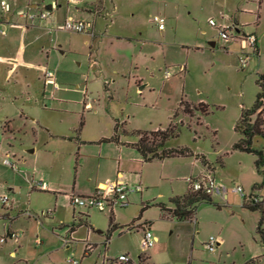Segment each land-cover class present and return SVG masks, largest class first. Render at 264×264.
Listing matches in <instances>:
<instances>
[{"label":"rangeland","instance_id":"rangeland-1","mask_svg":"<svg viewBox=\"0 0 264 264\" xmlns=\"http://www.w3.org/2000/svg\"><path fill=\"white\" fill-rule=\"evenodd\" d=\"M21 2L18 9L27 11L32 2L42 8L52 0L15 1ZM139 13L134 25L133 20L120 21L109 33L128 32L123 38L57 30L64 21L28 37L26 30L0 25V198L8 196L13 203L6 210L0 199V215L19 217L14 225L23 237L15 257L6 252L10 242L0 245L8 263L74 264L72 256L76 264H103L127 254L135 264L141 256L142 264H264V243L256 231L261 212L245 207L232 190L238 184L247 194L257 191L264 197V164L257 168V155L234 149L242 138L235 126L242 109L254 106L258 72L264 73V0H174L167 11L152 3L140 5ZM55 14L62 18L64 10ZM155 16L165 18L163 31L152 21ZM212 18L246 22L239 23L243 32L257 34L260 53L251 52L246 68L238 43L227 53L225 48L234 43L214 38ZM211 41L218 43L213 47ZM48 70L61 89L52 97V85L44 98ZM182 101L190 103L192 114L184 112ZM87 103L93 108H86ZM259 118L264 120V112ZM171 124L178 133L165 148H185L191 155L143 162L137 150L109 142L116 134L124 142H137V131L152 139L150 132ZM82 140L86 145L80 153ZM253 147L264 155V138L256 136ZM9 151L20 161L27 182L43 181L52 190H71L77 184V191H88L98 175L116 173L119 164L130 187L143 190L131 192L130 204L115 212L112 232L110 213L88 210L93 227L84 225L68 248L56 235L62 232L57 223L70 218L67 200L59 196L56 204L54 193L29 185L11 192L6 186L12 185L14 171L3 163ZM208 169L229 188L228 200L213 197L212 203L197 204L196 222L162 211L161 205L174 209L171 198L188 192L187 178ZM8 216L0 218V238ZM35 218L43 224L37 225ZM146 221L158 241L145 251L144 230L128 227ZM212 237L222 240L215 251L206 247ZM87 241L93 247L90 254Z\"/></svg>","mask_w":264,"mask_h":264},{"label":"built area","instance_id":"built-area-1","mask_svg":"<svg viewBox=\"0 0 264 264\" xmlns=\"http://www.w3.org/2000/svg\"><path fill=\"white\" fill-rule=\"evenodd\" d=\"M51 6L52 9L50 10L47 9L46 6H42V8L40 6L36 8V10L29 8L26 11L18 9L15 0L12 2L8 0H0V15L2 16V20L6 23H10L13 17H17L18 19H23L25 21V26H27L29 22L35 23L36 21L43 22L47 20L52 15V11L57 8V3L53 1ZM224 18L225 15H223V19ZM152 21L158 24V28L161 31L165 29L166 20L164 17L155 16ZM209 24L216 28L218 37L221 41L238 43L240 45V62L242 67L246 68L251 52L257 54L259 43L257 34L245 33L240 26L235 24L218 23L213 18L209 20ZM57 30L72 33H85L91 35L92 37L95 36L94 23L92 21L68 19L63 24L59 25ZM1 34L6 35V31H1ZM180 70H183L182 66ZM165 76L167 79H169L171 77V72L167 71ZM44 77L45 84H53L54 88H58L53 71L48 70ZM3 163L11 167L13 171H19L17 164L11 159L9 155L6 156ZM187 181L190 185V189L193 192H202L211 197H220L223 200H227L229 188L224 183L218 182L212 172H208L197 177H189L187 178ZM30 186L32 189H48L47 183L43 181L36 183L31 182ZM142 190V186L130 187V185L127 183L115 181L100 186L93 194L90 195H79L72 193L69 196V199L74 209H95L101 213H110L111 215H114L118 209L126 208L130 204L128 195L131 192H142ZM232 190L234 193L240 195L249 205L254 206L256 204H264V197L259 196L257 191L247 194L242 186L238 184L235 185ZM0 199L3 203L4 209L8 210L12 207V202L8 196H2ZM48 215L49 213L43 214V216ZM134 229L144 230V240L141 243L143 250L146 251L155 246L158 238L153 235L150 229V224H147L146 222L135 224L129 230L132 231ZM67 230L68 232L71 231L70 228H67ZM20 235V232H9L0 238V243L4 244L8 240H12L15 244H18L20 241ZM62 241L65 247H70L72 240L70 239V236L66 234L62 236ZM220 242V239L212 237L206 243V247L211 251H215L218 245H220ZM92 249V245L86 243V251L91 252ZM129 261H131V257L127 254H122L117 259H114L113 264H127ZM69 262L74 264L77 263L75 258L72 256L69 257ZM250 264H255V262L253 261Z\"/></svg>","mask_w":264,"mask_h":264},{"label":"crops","instance_id":"crops-1","mask_svg":"<svg viewBox=\"0 0 264 264\" xmlns=\"http://www.w3.org/2000/svg\"><path fill=\"white\" fill-rule=\"evenodd\" d=\"M42 2L45 3L46 0H42ZM52 2H53V0H52ZM54 2L57 3V8L55 10H53L52 15L47 20H45L43 22H41V21L40 22L36 21L35 23L29 22V24L27 26H25V24H24L25 21L23 19H18L17 17H13L12 21L10 23H6L2 20V16L0 15V25L11 26L14 31L17 30L16 32H19L18 30H21V31L26 30L25 33L28 37V35H32V34L37 35L39 33L40 34L43 33L44 31L47 32L46 30H51V28L54 27L56 24H58L60 21L65 22L68 19L85 20V21H92L94 23V34H95V36L92 37L91 35L87 34V35L91 36L92 38L104 36V35L111 36L113 38L114 37H118V38L122 37L123 38V37H129L128 32H125V33L123 32V34H118V33L109 34V33H114V31H113L114 27L117 26L120 21L133 20V25H134L136 23V21H135L136 18L140 14L139 13L140 5H142V4L150 5L152 3L159 4V5H163L164 11H167L168 5L170 3H174V0H64V2H61L60 0H54ZM22 4H23V2H21V4H19V5H17V8H18V6L21 7ZM30 4L31 5H29V8L32 10H36V8L40 7L39 2H37V3L32 2ZM48 5H51V3L46 2L44 4V6H48ZM62 9L64 10V14H63L64 16L62 18L57 17L55 13L58 12L59 10H62ZM61 19H63V20H61ZM226 19L228 21H230V19H228L227 17H226ZM259 19H260V16H259ZM228 21L225 23L226 24H235L237 26H240L239 23H241V25H246V22L243 23V22L239 21L236 23H234V22L229 23ZM215 33H216V35L214 38H217L218 41L221 42V40L218 37L217 31H215ZM116 35H119V36H116ZM9 43H11V42H9ZM217 43L218 42H216V41L210 42V44L213 47H215L217 45ZM235 47H237V45L234 43V44L229 45L227 48H225V50H227V53H228L230 51V49H233ZM259 53H260V50H259ZM237 55H238V53H237ZM258 73L262 74L260 72H258ZM44 76H45V73L43 75L44 89L42 92V97L45 98L47 96V91H48L47 88L51 87L53 84H45V77ZM56 82H57V77H56ZM53 87H54V85H53ZM143 87L144 86H141V89H143ZM53 89H54V91L51 94L52 97H54L55 92H58L59 89H61V88H57V89L53 88ZM86 108H88V109L93 108V104L87 103ZM81 137H82V132L79 135V138H81ZM119 141L122 144L135 143V142H124L121 138H119ZM85 143L86 142L83 140L79 142V152L80 153H82L84 146L86 145ZM123 146L124 145L119 146V153L121 152ZM29 152L34 153L35 149L29 150ZM7 155L10 156V151L7 152L6 156ZM80 156L82 157V154ZM15 157H16V155L13 154V158H15ZM13 158H11V159L17 164L19 171L13 172V177L11 179L12 185H9V186L7 185L6 187L9 188V190H11V192L14 193L15 187H21L22 185L23 186L29 185V187L31 188V186H30L31 183L27 182L28 178H26V176H23L24 175L22 172L23 168L20 165V161L15 160ZM118 161H120V160H118ZM120 168H121V165L119 164V167L117 168L116 173L110 172V173L106 174V176H104V178H101L100 175H98L96 182L94 183V186L91 187V189H89V190L87 189L88 191H81V190L77 191V184H74V186L71 190H52L50 188V186H48L47 190H42L44 192L54 193L56 204L58 203L59 196H64V199L67 200V202H68L66 205L70 209V218L69 217L65 218L66 221L61 219L60 222L57 223L58 226L60 227V230L62 231L60 233H57L56 234L57 236L60 235V238H62L63 235L68 234L70 236V239L73 241L74 239H77L75 235L79 232V230L81 228H83L84 225L88 226V228L93 227L92 226L93 224L90 220L91 219L90 211L85 210V211L79 212L76 209H74L70 203L69 196L72 193H77V192L82 193V195L93 194L97 190V188H99L100 186L105 185L107 183H110V182L121 181V182L128 184L130 181V177L125 172H123ZM207 172H212V171L208 169L206 171V173ZM32 190H34V189H32ZM228 198H229V192L227 194V200H228ZM12 205H13V203H12ZM54 212H56V210L51 212V213L54 214ZM7 215H9L7 217V219L10 223L7 225L6 229L4 230V233H5L4 235H6L9 232H20L21 228L15 227V225H14L16 223V220L19 217L10 216V214L7 213V214L0 215V218H5ZM40 221L41 220L35 218V222L37 223V225L40 224ZM74 221L76 223H78L80 225V227L75 225L73 228V232H71V231L68 232L67 228H65V227H67V226L70 227L71 226L70 223L73 224ZM41 223L43 224V221H41ZM22 238L23 237L21 234L20 235V241L18 244H15L12 240H8L4 244L0 243V245H1V247H3L4 245H6L10 242V244L7 246L6 252H8V255L10 257H15L16 256V247L21 246L20 243L22 241ZM87 243H88V241H87ZM88 244H90V243H88ZM220 244H221V242H220ZM3 258H4V255L0 254V264H10L6 261V259H3Z\"/></svg>","mask_w":264,"mask_h":264},{"label":"trees","instance_id":"trees-1","mask_svg":"<svg viewBox=\"0 0 264 264\" xmlns=\"http://www.w3.org/2000/svg\"><path fill=\"white\" fill-rule=\"evenodd\" d=\"M259 19V17H258ZM257 54H259V49L257 50ZM257 84L260 88V92L257 94V98L254 106L251 109H242L241 117L238 123L235 126V131L239 132L242 135V138L239 142L234 145L235 150H240L242 152H246L249 154H255L258 156V160L256 161V167L260 168L264 164V155L261 151L256 150L253 147V140L256 136H262L264 138V120L259 117L264 112V73L259 74L257 78ZM187 101H182L181 106L184 108L185 113L192 114L188 111ZM204 106V105H203ZM262 109V110H261ZM204 114L208 113V109L203 111ZM257 117L255 121H252L253 117ZM117 129V128H116ZM147 132L137 131L135 134L138 137V141L135 143H126L128 147H131L139 152L141 157L143 158V162H151L152 160H165L168 158L176 157V156H188L191 155L190 151L185 148L179 149H167L165 148L166 142L175 136H177L178 128L176 125L171 124L170 127L166 130L159 129L157 131L150 132L149 134L153 137L149 139L146 136ZM117 141L120 145L122 144L119 141V137L117 134L112 137L109 142ZM171 202L175 205L174 209H168L166 206L161 205V209L164 213L168 215H172L179 221H191L196 222V213H197V204L202 202H214L213 197L208 196L202 192H193L191 189L182 196H175L171 198ZM244 206L252 211H260L261 218L259 220L257 226V234L260 236L262 242L264 243V204H256L254 206L249 205L247 202L244 203ZM76 220V219H75ZM140 220V216L137 218ZM150 224L149 222H146ZM137 223H134L128 227L130 229ZM76 225L74 221L73 224L69 227L71 232H73V228ZM116 228L114 215L110 217V232H112ZM110 239H108L109 241ZM90 254V252H87ZM139 263H143V257L141 256L139 259ZM103 264H113V261L107 260L104 261ZM127 264H135L131 259Z\"/></svg>","mask_w":264,"mask_h":264},{"label":"water","instance_id":"water-1","mask_svg":"<svg viewBox=\"0 0 264 264\" xmlns=\"http://www.w3.org/2000/svg\"><path fill=\"white\" fill-rule=\"evenodd\" d=\"M46 8L50 10V9H52V6L48 5V6H46Z\"/></svg>","mask_w":264,"mask_h":264}]
</instances>
